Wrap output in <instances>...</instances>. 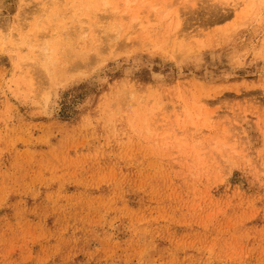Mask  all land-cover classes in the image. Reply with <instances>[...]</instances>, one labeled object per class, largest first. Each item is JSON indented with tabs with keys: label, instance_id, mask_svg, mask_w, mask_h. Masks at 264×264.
<instances>
[{
	"label": "rangeland",
	"instance_id": "1",
	"mask_svg": "<svg viewBox=\"0 0 264 264\" xmlns=\"http://www.w3.org/2000/svg\"><path fill=\"white\" fill-rule=\"evenodd\" d=\"M125 1L50 79L48 0H0V264H264V0Z\"/></svg>",
	"mask_w": 264,
	"mask_h": 264
},
{
	"label": "bare ground",
	"instance_id": "2",
	"mask_svg": "<svg viewBox=\"0 0 264 264\" xmlns=\"http://www.w3.org/2000/svg\"><path fill=\"white\" fill-rule=\"evenodd\" d=\"M99 1H101V2H99ZM255 1L256 0H250L251 6H250V9L248 11H245V13H244L245 16H248L250 14L252 8L255 5ZM58 2L66 3L65 4L66 9H63L60 6V8H61L60 10H54L55 5L58 4ZM125 2H126V5H127L129 3V0L128 1L126 0ZM48 3H49V7H47V6H46L47 8L43 7V10L42 9L40 10V11H42L41 12L42 16L40 15V19H38L37 16H36V18H37V20H39V22L41 21V23H43L50 16H53L52 19H54V23H53V25H54V33L48 34V32H45V33H43L42 37L40 36L41 40H42L41 43H40V49H38L36 51H27L26 49H23L24 53H21L23 57L22 56L18 57V61H19L20 66H21L20 67V71H21V73L23 75H25V73L27 74V71L30 70V65H31L35 72L39 73L40 75H42L44 77L47 76L50 79L53 76L56 77L55 76L56 72L53 71V70H56V68H52V66L56 65L54 63V60H53L54 54H51L50 51L51 50H55V43L57 41L61 40L64 43V45L66 46L73 39H75L77 37H80L82 35H86V32H87V21L85 20L83 15L85 14V12H88V10H90L92 12L93 17L95 18V21H96V24H97V28H96L97 32L95 31V34L97 35V37H100L99 35L101 34L102 38L106 39V41H107V42L104 41L105 43L112 42L113 40L114 41L115 40L119 41L118 40L119 36H117V34H119L118 33L119 30L122 28V27L119 28V26H117V22H118V18H119V16H118L119 9H118V7L117 8L115 7V9H113L111 7V5H112L111 0H48ZM40 11H39V13H40ZM100 11H102V12H100ZM135 14H137V13H135ZM59 15H64V17L66 15V16L70 17V20L68 19L69 21L66 22V23H62L63 21L59 22V20H58L59 19L58 18ZM166 15L168 16L169 14H166ZM137 16H138V14H137ZM64 19L65 18H63V20ZM134 20L135 21H133V23H134L133 25L139 24V22L137 23L136 18H134ZM157 21L158 20H156V22ZM145 22L146 21H144L143 23H145ZM143 23H142V25H143ZM145 24H144V27L146 28L147 25H145ZM25 25L29 26L30 24H28V25L25 24ZM180 25H181L180 22H179V24L176 23V26L178 28H179ZM141 26H139L138 28H136L137 26H134V28L139 30L141 28ZM112 27L113 28L116 27L115 28V32H114V29H112L113 32H111L110 29ZM35 28H33V29H35ZM132 29H133V26L131 28V32L129 33L130 35H127L125 37V41H128V40L131 41V40H134L135 38H137L136 37L137 34L134 35V33L132 32ZM135 29H133V31L135 33H137L136 32L137 30L135 31ZM141 30H142V28H141ZM35 31H36V29H35ZM39 34H41V33H39ZM177 34H178V32L176 33V35ZM30 35H32V34H30ZM35 35H36V33H35ZM59 36H62L63 38L60 39ZM177 36L178 37L176 39H179L180 35L178 34ZM188 36H189V38L191 37V35H188ZM188 36H184V37H188ZM28 37L29 36L24 37L23 40H26ZM162 38H163V41H164L165 37H162ZM142 40L143 39H141V40L139 39L138 42H141ZM167 40H170V39H167ZM99 41H101V40L99 39ZM122 41H120V42H116L115 41V43L116 44L117 43H121ZM166 41H164V43L163 42L162 43L167 45L168 42L165 43ZM28 44L30 45V42ZM102 44H103V41H102L101 45H96L94 47V52L92 51L93 48H91L92 50L90 52H93L94 53L93 55L89 51H86L84 49H80L77 52H73V50L68 49L67 47H64L63 50L65 51L66 56H72V59L74 60V63L77 64V65H74V66H79V65H83L84 63H86L87 60L89 61V63L92 62L94 57H96V55L99 54L98 52L101 50L100 48L102 47ZM129 44H130V42H129ZM138 44L141 45L140 43H138ZM126 45H127V43H126ZM123 46H124V44H123ZM127 46H129V45H127ZM137 46L138 45H136V47ZM142 46H143V44H142ZM162 47H163L162 49H164V47L166 48V46H162ZM184 47H186L185 44H182L181 48H184ZM173 49H176L175 45H174ZM183 50L185 51L186 48L183 49ZM182 54H183V52H182ZM21 57L24 58V60H26V62L25 61H21Z\"/></svg>",
	"mask_w": 264,
	"mask_h": 264
}]
</instances>
